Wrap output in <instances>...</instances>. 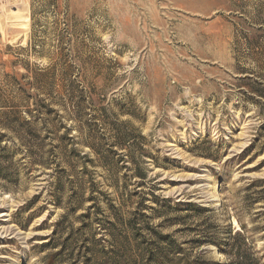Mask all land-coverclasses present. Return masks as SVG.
<instances>
[{
    "label": "rangeland",
    "instance_id": "rangeland-1",
    "mask_svg": "<svg viewBox=\"0 0 264 264\" xmlns=\"http://www.w3.org/2000/svg\"><path fill=\"white\" fill-rule=\"evenodd\" d=\"M139 251L264 264V0L0 1V264Z\"/></svg>",
    "mask_w": 264,
    "mask_h": 264
},
{
    "label": "trees",
    "instance_id": "trees-1",
    "mask_svg": "<svg viewBox=\"0 0 264 264\" xmlns=\"http://www.w3.org/2000/svg\"><path fill=\"white\" fill-rule=\"evenodd\" d=\"M198 210L204 211L203 209H198ZM122 244H123V242H121V243L119 241L115 242V246L117 248L121 247ZM138 253L140 254V255H138L139 259L134 264H140L143 261L144 254L141 251H139ZM147 262H150V264H153V262H155V264H159V262H161V264H166V263L169 264V261L164 260L163 257L161 258V257L157 256V258H156L155 255L149 256V258L147 259ZM116 264H121V263L119 261H117Z\"/></svg>",
    "mask_w": 264,
    "mask_h": 264
},
{
    "label": "bare ground",
    "instance_id": "bare-ground-1",
    "mask_svg": "<svg viewBox=\"0 0 264 264\" xmlns=\"http://www.w3.org/2000/svg\"><path fill=\"white\" fill-rule=\"evenodd\" d=\"M218 201H219V204H218V206H220V205H221V199L219 198V200H218Z\"/></svg>",
    "mask_w": 264,
    "mask_h": 264
},
{
    "label": "built area",
    "instance_id": "built-area-1",
    "mask_svg": "<svg viewBox=\"0 0 264 264\" xmlns=\"http://www.w3.org/2000/svg\"><path fill=\"white\" fill-rule=\"evenodd\" d=\"M0 1H3V0H0Z\"/></svg>",
    "mask_w": 264,
    "mask_h": 264
}]
</instances>
